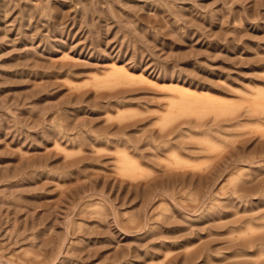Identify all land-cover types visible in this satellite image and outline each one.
<instances>
[{
    "label": "rangeland",
    "instance_id": "374dc122",
    "mask_svg": "<svg viewBox=\"0 0 264 264\" xmlns=\"http://www.w3.org/2000/svg\"><path fill=\"white\" fill-rule=\"evenodd\" d=\"M260 94L264 0H0V264H264Z\"/></svg>",
    "mask_w": 264,
    "mask_h": 264
},
{
    "label": "bare ground",
    "instance_id": "6f19581e",
    "mask_svg": "<svg viewBox=\"0 0 264 264\" xmlns=\"http://www.w3.org/2000/svg\"><path fill=\"white\" fill-rule=\"evenodd\" d=\"M113 67H114V66H113ZM116 67H117V66H116ZM119 67H120V66H119ZM119 67H118V68H119ZM122 70H123V69H122ZM114 73H117V71H116V72L114 71ZM118 73H119V72H118ZM126 74H127V73H126ZM113 76H114L115 78L117 77V76H115V75H113ZM106 77H107V76H106ZM128 77H129V76H127V78H128ZM130 77H131V76H130ZM133 77H134V76H133ZM107 78H109V76H108ZM109 79H111V78H109ZM116 79H117V81H119L118 78H116ZM122 79H123V78H122ZM122 79H121V80H122ZM128 79H129V78H128ZM113 80H114V79H113ZM113 80H112V82H113ZM131 80H132V79H131ZM134 80H135V78H134ZM140 81H142V80H140ZM140 81H139V82H140ZM143 81H145V79H143ZM124 82H125V78H124L123 83H124ZM116 83H118V82H116ZM143 83H144V82H143ZM168 87H169V86H168ZM172 87H175V86H172ZM172 87L170 86L168 89H169L170 91L173 90V91H177L178 93L180 92V93H185V94H186V92H183L182 90L177 89V88H179V87H177V88H172ZM160 88H161V87H160ZM185 90H186V89H185ZM177 92H175V94H176ZM190 93H191V92H190ZM192 93H193V92H192ZM185 94H184V95H185ZM176 95H177V94H176ZM190 95H193V94H190ZM195 95H196V94H195ZM197 95H199V94H197ZM180 96H181V95H180ZM193 96H194V95H193ZM200 96H202V95H200ZM262 96L264 97V94H260V95H258L257 98H260V99L264 100V98H262ZM178 97H179V95H178ZM202 97H203V96H202ZM188 98H190V97L188 96ZM193 98H194V97H192L190 101H192ZM199 98H201V97H199ZM199 98H196L195 101L197 102V99H199ZM203 98H204V97H203ZM180 99H181V98H180ZM194 99H195V98H194ZM206 99H207V98H206ZM176 100H178V99H176ZM201 100H202V98H201ZM208 100H209V99H208ZM208 100H207V102H206V100H205V102L207 103L206 106H208V102H209ZM181 101H182V100H181ZM181 101H180V102H181ZM183 101H184V100H183ZM188 101H189V99H188ZM190 101H189V102H190ZM193 101H194V100H193ZM195 101H194V102H195ZM220 101H221V100H220ZM220 101H218V102H220ZM180 102H179V103H180ZM186 102H187V99H186ZM189 102H188V103H189ZM199 102H200V104H201V101H199ZM199 102H197V103H199ZM202 102L204 103V100H203ZM215 102H216V101H215ZM221 102H222V101H221ZM221 102H220V103H221ZM183 103H185V102H183ZM183 103H182V104H183ZM222 103H223V102H222ZM209 104H210L209 106H213L215 103H214L213 105H211V103H209ZM218 104H219V103H218ZM184 105H185V104H184ZM186 105H187V104H186ZM204 106H205V105H204ZM218 106H219V105H218ZM220 106H221V105H220ZM216 107H217V106H216ZM220 108H221V107H220Z\"/></svg>",
    "mask_w": 264,
    "mask_h": 264
}]
</instances>
